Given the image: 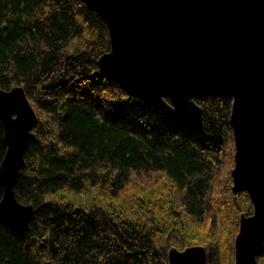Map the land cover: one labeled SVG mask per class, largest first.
I'll return each instance as SVG.
<instances>
[{"label": "trees", "instance_id": "obj_1", "mask_svg": "<svg viewBox=\"0 0 264 264\" xmlns=\"http://www.w3.org/2000/svg\"><path fill=\"white\" fill-rule=\"evenodd\" d=\"M109 47L79 0H0V89L36 115L15 188L35 215L24 235L0 221V264H167L195 245L233 264L252 205L231 191V99L195 100L202 132L180 128L99 75Z\"/></svg>", "mask_w": 264, "mask_h": 264}, {"label": "water", "instance_id": "obj_2", "mask_svg": "<svg viewBox=\"0 0 264 264\" xmlns=\"http://www.w3.org/2000/svg\"><path fill=\"white\" fill-rule=\"evenodd\" d=\"M79 1L107 28L99 75L127 96L194 133L203 130L195 100L231 99V191L247 193L252 205L239 216L233 264H257L264 257V0ZM0 122V221L24 235L35 210L17 200L15 188L36 140V115L22 87L0 89ZM167 264H206V250L171 248Z\"/></svg>", "mask_w": 264, "mask_h": 264}, {"label": "rangeland", "instance_id": "obj_3", "mask_svg": "<svg viewBox=\"0 0 264 264\" xmlns=\"http://www.w3.org/2000/svg\"><path fill=\"white\" fill-rule=\"evenodd\" d=\"M257 264H264V257L262 259L257 260Z\"/></svg>", "mask_w": 264, "mask_h": 264}]
</instances>
